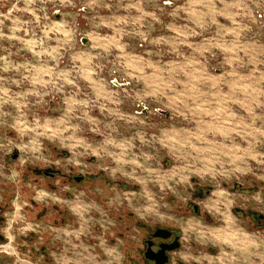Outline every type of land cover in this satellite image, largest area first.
<instances>
[{"label": "rangeland", "instance_id": "obj_1", "mask_svg": "<svg viewBox=\"0 0 264 264\" xmlns=\"http://www.w3.org/2000/svg\"><path fill=\"white\" fill-rule=\"evenodd\" d=\"M233 4L251 15L234 16ZM48 144L93 155L136 184L121 189L122 204L137 218L182 224L186 246L201 249L198 263L233 264L226 235L264 234L234 211L264 213L256 161L248 160L255 175L224 163L226 151L264 153V0H0V199L6 190L9 203L1 255L13 264L37 260L22 240L32 226L15 222L29 203L25 168ZM192 178L213 187L203 202L213 224L178 218L168 203L184 200ZM94 240L106 262L127 264L126 239L120 258ZM67 256L61 264H80ZM262 260L257 252L251 264Z\"/></svg>", "mask_w": 264, "mask_h": 264}, {"label": "flooded vegetation", "instance_id": "obj_2", "mask_svg": "<svg viewBox=\"0 0 264 264\" xmlns=\"http://www.w3.org/2000/svg\"><path fill=\"white\" fill-rule=\"evenodd\" d=\"M47 149L44 151L47 155L40 153L35 156L39 161L25 168L22 189L28 192L24 195L29 197V203H24V219L17 226L30 229L29 224H32L31 232L23 235L22 240L32 244L30 252L40 263L57 264L56 255L66 257L72 252L79 257L86 255L88 249L84 251L83 246H90L94 251L102 242L94 239L107 240L108 245L119 252L120 240L126 239L128 246L124 262L127 264H158L162 260L163 264H200L196 256L201 249H197L192 241L186 246L182 224L137 218L134 211L122 204L121 189L135 191L136 184L115 178L109 167L97 165L93 155L83 157L51 144ZM11 158L15 161L17 152ZM191 181L193 184L187 187L183 201L173 197L168 198V203L174 204L178 218L194 217L213 224L212 216L203 210V202L212 193V185L201 183L197 178ZM83 187H102L108 192V203L103 205L102 201L73 194V189L82 191ZM5 192L4 198L0 199V253H9L4 249L8 240L4 228L9 205ZM234 211L264 231V213L239 206ZM21 247L28 250L24 244ZM68 247H79V251ZM216 249L209 246L205 251L214 253ZM70 261V264H77L75 260ZM116 262L122 264L119 259Z\"/></svg>", "mask_w": 264, "mask_h": 264}, {"label": "clouds", "instance_id": "obj_3", "mask_svg": "<svg viewBox=\"0 0 264 264\" xmlns=\"http://www.w3.org/2000/svg\"><path fill=\"white\" fill-rule=\"evenodd\" d=\"M231 7L233 9H236V11L233 12L234 16L251 15L250 10L244 11V9L247 8L246 5L233 4ZM249 135H254V134L249 133ZM256 142L257 141L254 138L251 139L249 141V146L251 147ZM224 155L229 157L227 160L224 161V163L233 166L232 168L228 169V171L252 172L255 175L256 173L253 171V166L248 164V160L251 159L256 161L254 167L260 173L259 179L264 180V153L256 154L255 152H250L241 149L239 156L227 151L224 153ZM215 162L219 163L220 161L216 160ZM103 163L104 161H102V164ZM192 163L193 164L197 163V159L193 158ZM237 164L242 165V167L237 166ZM221 168H223V164H221ZM72 191L73 194L77 196H81L82 198L89 200L96 199L97 201H102L103 205H106L109 201L108 192L102 187L100 188L83 187L82 191L80 189H73ZM254 199L260 200L261 197L258 195ZM261 211H264V208H262ZM221 243L232 246V252L235 254V260L233 261V264H251V259L253 256L256 255L257 252H264V234L258 235L255 232H252L251 234H246L244 231H239L238 237L233 236L231 233H229L223 238ZM94 251L96 253L95 255H92L90 253L86 255L82 254L79 257L80 264H110V262H106L104 260L105 252L103 245H98ZM22 255H24L25 260H27V254H22ZM20 259L21 256L17 255L18 262L20 261ZM56 259H57V264H61V261H63L64 258L58 255ZM34 264H39V260H36ZM262 264H264V260H262Z\"/></svg>", "mask_w": 264, "mask_h": 264}, {"label": "crops", "instance_id": "obj_4", "mask_svg": "<svg viewBox=\"0 0 264 264\" xmlns=\"http://www.w3.org/2000/svg\"><path fill=\"white\" fill-rule=\"evenodd\" d=\"M19 219H20V220H19V221H16L15 223L21 222V220L24 219V214H23V217H22V218H19ZM29 225L32 226L31 223H30ZM83 248H84V251H86V249H88V246H83ZM112 251L119 255V252L117 251V249H115V248L112 247ZM89 253L92 254V253L89 252V250H88V254H89ZM0 264H13V263H12V261H10L9 259L7 260V259H6L4 256H2L1 253H0Z\"/></svg>", "mask_w": 264, "mask_h": 264}, {"label": "water", "instance_id": "obj_5", "mask_svg": "<svg viewBox=\"0 0 264 264\" xmlns=\"http://www.w3.org/2000/svg\"><path fill=\"white\" fill-rule=\"evenodd\" d=\"M83 42L85 43L86 42V38H83ZM164 263V260L158 262V264H163Z\"/></svg>", "mask_w": 264, "mask_h": 264}]
</instances>
